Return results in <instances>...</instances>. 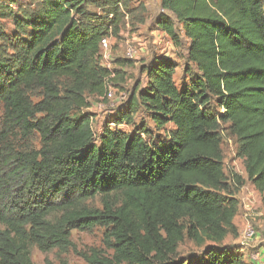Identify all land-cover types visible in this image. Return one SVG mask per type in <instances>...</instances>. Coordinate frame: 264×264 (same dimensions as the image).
I'll return each instance as SVG.
<instances>
[{
  "label": "trees",
  "instance_id": "trees-1",
  "mask_svg": "<svg viewBox=\"0 0 264 264\" xmlns=\"http://www.w3.org/2000/svg\"><path fill=\"white\" fill-rule=\"evenodd\" d=\"M127 1L107 3L109 27L86 21V0H30L14 18L25 40L14 57H0V264H33L31 247L65 253L73 231L95 227L112 254H80L86 264H248L219 248L237 210L235 193L221 195L229 190L222 127L246 175L230 186L248 182L264 203V0H159L189 42V82L175 84L176 63L153 56L141 67L144 88L135 86L128 111L96 139L80 111L85 93L108 102L109 83L123 78L101 65L100 43ZM175 22L161 13L157 27L179 47ZM139 111L153 130L115 128ZM34 133L39 150L17 144ZM95 198L100 209L87 205ZM184 240L205 246L201 257L179 256Z\"/></svg>",
  "mask_w": 264,
  "mask_h": 264
},
{
  "label": "rangeland",
  "instance_id": "rangeland-1",
  "mask_svg": "<svg viewBox=\"0 0 264 264\" xmlns=\"http://www.w3.org/2000/svg\"><path fill=\"white\" fill-rule=\"evenodd\" d=\"M110 0H86L84 9L86 12V21L101 27H109L113 21L112 9L107 7ZM126 6V7H125ZM119 8L116 12L117 19L111 24L110 36L108 37L110 58L106 64V68L112 72L119 71L123 74V78L114 76L115 81L109 83L108 90L112 91V98L108 102H100V98L95 95L85 93L89 107L80 111L88 113L92 117V130L97 139L100 132L107 124L118 122L121 115L128 111L127 103L124 102L134 92L135 86L139 84L138 90L145 86V75L141 71V67L148 64L153 56H163L171 58L177 66L174 80L175 84H188L190 76L185 75L184 57L186 55L185 48L189 43L185 38L182 28L175 22L174 17L169 12L160 9L159 0H128L126 5ZM30 0H0V57L11 59L16 52V46L25 40L16 28L14 18H23L24 12L32 9ZM164 13L171 17L175 22L176 31L179 35L180 46L176 47L171 39L157 27V18L159 14ZM132 48L136 51V55L129 61L126 55L127 49ZM128 64V65H127ZM191 66H188L190 68ZM193 70V67L190 68ZM60 87H65L66 82H58ZM137 92V91H136ZM32 103H36L41 99L38 92L30 96ZM138 111V110H137ZM146 115V114H145ZM139 111L135 116L133 123L129 126L121 125L116 129L125 132H132L134 128L143 125L148 130H153L151 120ZM3 117V109L0 105V128ZM118 124V123H117ZM222 128V151L224 159V172L229 190L222 193V197L228 200V197L235 193V198L240 205L238 228L240 226V218L247 225L237 230L236 227L228 229L224 240L219 244V248L225 250L227 256L239 257L250 263L249 258L259 252L260 262H264V245L255 247V239L249 243L242 242V233L246 227H251L256 232V221L262 218L264 222V203L260 201V197L253 195L255 189L250 183H246L241 190H237L234 186H230L234 175L246 178L243 160L238 156V142L231 137L226 131V126ZM152 133V138L155 132ZM17 144L24 149L39 150L41 147L40 139L37 134H33L27 140L17 141ZM233 188V189H232ZM87 205L94 208H101L99 198L89 200ZM261 211V212H259ZM260 213V215H257ZM257 215V216H256ZM261 216V217H260ZM244 228V229H243ZM105 229L95 227L91 230L73 231L70 239L72 241V249L65 253L52 250L48 253H41L36 247H31V260L33 264H86L80 257V254H89L92 250L100 251L103 255L110 256L112 252L104 245L103 235ZM209 245V243H206ZM205 247V246H203ZM203 247H196L192 242L184 240L179 247V256L188 259H197L201 257ZM259 248H263L262 251ZM257 264H260L259 262Z\"/></svg>",
  "mask_w": 264,
  "mask_h": 264
},
{
  "label": "built area",
  "instance_id": "built-area-1",
  "mask_svg": "<svg viewBox=\"0 0 264 264\" xmlns=\"http://www.w3.org/2000/svg\"><path fill=\"white\" fill-rule=\"evenodd\" d=\"M107 39L108 38L102 39L101 43H100L101 65L105 68H106V66H105L106 64H103V63H107L109 58H110L109 43H108ZM126 55H127V58L129 60H132L134 58V56L136 55V51L132 48H128ZM112 96H113L112 91L107 90V93L105 94V96L103 98L110 100L112 98ZM241 238H242V242L249 243L256 238V232L253 228L248 226L243 231ZM249 262L252 264H257L258 262L261 263L259 252L255 253L254 256H251L249 258Z\"/></svg>",
  "mask_w": 264,
  "mask_h": 264
},
{
  "label": "crops",
  "instance_id": "crops-1",
  "mask_svg": "<svg viewBox=\"0 0 264 264\" xmlns=\"http://www.w3.org/2000/svg\"><path fill=\"white\" fill-rule=\"evenodd\" d=\"M243 188V186L239 189V190H241ZM253 193H255V194H253ZM252 194L253 195H256V196H259L260 197V201L262 202V200H261V196L254 190V191H252ZM235 196V195H234ZM232 197V198H234L235 200H236V202H237V210H236V215H235V217H234V219H233V225L237 228V230L239 229V230H241L242 229V227L245 225H247V223L245 224V216H243L244 217V220H243V218L241 217L240 218V226H239V228H238V225H237V221H238V214H239V211H240V205H239V203H238V200L235 198V197ZM263 203V202H262ZM259 212H261V211H259ZM257 215H260V213H258ZM256 215V216H257ZM261 217V216H260ZM262 218H260V219H258L257 221H256V224H255V226L257 227L256 229V238H255V247H257V246H260V245H264V222H263V220H262V222L260 223L259 221L261 220ZM245 226H244V228H245ZM243 228V229H244ZM259 250L260 251H262L263 250V248H259ZM260 264H264V262H261Z\"/></svg>",
  "mask_w": 264,
  "mask_h": 264
}]
</instances>
